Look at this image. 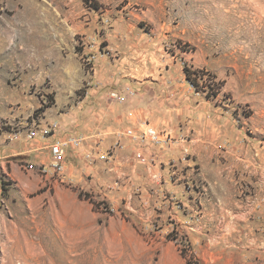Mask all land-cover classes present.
I'll return each mask as SVG.
<instances>
[{"label": "rangeland", "instance_id": "374dc122", "mask_svg": "<svg viewBox=\"0 0 264 264\" xmlns=\"http://www.w3.org/2000/svg\"><path fill=\"white\" fill-rule=\"evenodd\" d=\"M166 95L189 106L181 135L136 130V101ZM82 128L97 140L54 167L50 144ZM204 128L225 168L238 133L264 155V0H0V264L68 246L79 264H264V188L239 231L192 150H147Z\"/></svg>", "mask_w": 264, "mask_h": 264}, {"label": "crops", "instance_id": "0c3cea01", "mask_svg": "<svg viewBox=\"0 0 264 264\" xmlns=\"http://www.w3.org/2000/svg\"><path fill=\"white\" fill-rule=\"evenodd\" d=\"M174 98L175 97H172V95H166L165 97H148L136 101L137 105L133 108L138 115L135 121H131L133 122L132 124L136 126L134 128L136 130L143 129L142 125H144V122L148 120L149 124L154 126L156 129L167 130L177 137L181 135V131L177 129L176 122L185 117V115L189 112V106L185 102L174 100ZM205 106L206 105H203V107ZM115 110L119 114L115 112L113 117L115 120H120L118 124H120L122 121L126 123L129 122L128 119L124 120L121 118L120 115H122V108H117ZM114 111H107V114H111L110 118H113L112 113ZM118 126L120 127L122 125ZM115 128V126H108L107 129L102 131V133L104 136L111 133L110 139H113L116 136L117 131ZM118 130L120 131V129ZM91 132L92 131H90V129L84 128L77 132L81 135H85V138L87 139L86 145L84 144V146H81L80 148V152L82 153L88 150V146L97 140L98 134ZM204 132H207L205 128L204 130H196L195 135L197 137L192 140V142L189 140L187 144L183 141H176L172 144H169L170 146L146 147L147 150L149 149L151 153L157 158V161L162 162L170 158L178 160L182 155V149L184 147H188L189 150H192V152L196 155L197 161L195 159L194 160L200 165V174L202 178L212 190V194L216 193L220 196V204L213 202L210 204L211 212L213 213L212 216L214 214H217V216H222V214H225L229 209L235 210L234 212L237 216V222L235 224L239 231H241V229L250 226L248 220L250 214L252 213V203L254 197V194H252L251 191L254 190L259 192V190H263L264 188V155H261L260 153L258 162L257 160H252L250 149L252 146L255 147L256 144L253 143V145H244L243 138L238 137V135L241 133H238L236 134L237 138L231 147L232 150H230L232 153L231 159H229L230 163H228L227 167L225 168L224 165L222 166L217 162V159L214 155L215 149L211 146V144L207 143V133L205 134ZM66 133H70V129L64 130L62 135H65ZM124 141L125 146L127 148L129 147L130 150L134 149L136 146V142L133 140L131 141L125 138ZM80 152L79 156H82V153L80 154ZM186 162L187 161L182 160L179 162V165H185ZM231 166L238 170L237 179H234L232 176L233 173ZM186 173H188V171ZM257 192H255V195H257ZM259 212H262V215H264V203L262 208L259 209Z\"/></svg>", "mask_w": 264, "mask_h": 264}, {"label": "built area", "instance_id": "2783aa9c", "mask_svg": "<svg viewBox=\"0 0 264 264\" xmlns=\"http://www.w3.org/2000/svg\"><path fill=\"white\" fill-rule=\"evenodd\" d=\"M129 133H131V131H129ZM31 134H33V132ZM143 134L145 138L158 142V133L154 128L147 127V129L143 131ZM83 140H84V137L81 134L77 132H70L66 134L65 137L59 138L55 140L54 142H52L49 148L56 159L54 160L55 162L53 163V166L58 168L59 170H62L63 164L61 163V159L63 158L65 154V148L67 146H71L74 148L78 147L81 145Z\"/></svg>", "mask_w": 264, "mask_h": 264}, {"label": "bare ground", "instance_id": "6f19581e", "mask_svg": "<svg viewBox=\"0 0 264 264\" xmlns=\"http://www.w3.org/2000/svg\"><path fill=\"white\" fill-rule=\"evenodd\" d=\"M66 257L65 259H44L42 261L43 264H79V260L77 259L76 255L71 254L72 252V247H67L66 248ZM51 254V253H50ZM48 254V255H50ZM52 257V256H51Z\"/></svg>", "mask_w": 264, "mask_h": 264}, {"label": "trees", "instance_id": "16d2710c", "mask_svg": "<svg viewBox=\"0 0 264 264\" xmlns=\"http://www.w3.org/2000/svg\"><path fill=\"white\" fill-rule=\"evenodd\" d=\"M86 1H88V0H86ZM186 74H187V78H188L189 80H191V82L194 81V78L191 77V72H190L188 69H186ZM194 82H195V81H194Z\"/></svg>", "mask_w": 264, "mask_h": 264}]
</instances>
